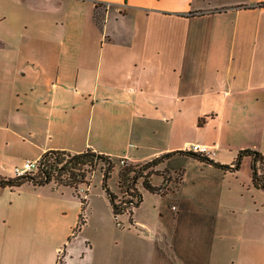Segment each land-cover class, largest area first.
<instances>
[{
    "label": "crops",
    "instance_id": "crops-1",
    "mask_svg": "<svg viewBox=\"0 0 264 264\" xmlns=\"http://www.w3.org/2000/svg\"><path fill=\"white\" fill-rule=\"evenodd\" d=\"M96 2L106 5L102 29ZM259 2L0 0V176L49 149L90 147L135 163L190 143L224 163L240 148L264 153ZM186 158L175 208L158 210L152 227L134 209L131 228L149 246L132 248L131 262L103 253L99 264H264L263 190L250 158L234 172ZM17 191L0 187V264H57L59 248L63 264H89V241L70 251L87 220L72 236L78 214L67 225L45 214L60 239L41 247L19 225L40 200L20 203ZM44 200L48 209L59 201Z\"/></svg>",
    "mask_w": 264,
    "mask_h": 264
},
{
    "label": "trees",
    "instance_id": "trees-1",
    "mask_svg": "<svg viewBox=\"0 0 264 264\" xmlns=\"http://www.w3.org/2000/svg\"><path fill=\"white\" fill-rule=\"evenodd\" d=\"M257 6H264V2L257 3ZM105 10L102 3H95L93 18L100 29L103 27ZM203 122L204 118L200 117L198 124ZM176 156H186L231 172L237 171L243 159L248 157L250 158L251 183L256 188L264 191V153L253 147L240 148L229 163L220 162L205 152L190 149L164 152L147 161L136 163L129 162L126 159H113L111 155L93 150L90 147L79 152L49 149L38 158L39 165L35 171L14 175L13 177L0 176V187L15 189L25 183L33 186H43L52 182L57 186L72 188L80 200L77 223L72 230V236H75L86 222L84 210L87 205V200L79 195L77 189L82 184L88 186L90 178L97 169L102 173L101 187L108 198L114 220L119 224L118 216L126 213L129 222L132 223L134 209L143 200L142 188L150 193L164 196L179 187L183 169L172 173L167 167L163 166L168 159ZM114 171L117 172V191L111 189L108 184ZM154 177H159L161 181L155 183ZM172 183L174 187H172Z\"/></svg>",
    "mask_w": 264,
    "mask_h": 264
},
{
    "label": "rangeland",
    "instance_id": "rangeland-1",
    "mask_svg": "<svg viewBox=\"0 0 264 264\" xmlns=\"http://www.w3.org/2000/svg\"><path fill=\"white\" fill-rule=\"evenodd\" d=\"M106 8V5H104ZM251 143L254 141H239L233 144ZM252 147V146H249ZM255 148V147H253ZM223 159H228L226 155H222ZM185 159V160H184ZM186 157L176 156L174 160L164 164L172 173L178 171L182 167L184 168V161ZM218 160V159H216ZM220 161V160H218ZM223 162V161H221ZM230 162V161H229ZM225 162V163H229ZM102 173L97 169L92 177L90 178V184L87 186L82 184L77 189V192L81 197L87 200V205L84 210V214L87 220V224L82 228L78 235L72 239L70 251L78 252L84 249L85 241H89L91 246V252L88 254L86 259L82 263L89 264H99L102 262V254L110 252L113 255V260L120 262H131V249L140 251L146 249L149 246L148 238L145 236L146 231H139L131 228V224L128 221L127 214L124 213L118 216L120 220L119 224L113 218L111 208L108 202V198L101 187ZM116 180L117 172L114 171L111 179L108 181L111 189L116 190ZM155 183H159L161 179L159 177H154ZM174 187V184H171ZM56 187L53 183L45 184L44 186H33L29 183L23 184L21 187L17 188L18 191L16 195L18 196L20 203L25 204L27 201H34L35 211H25L23 213V220L19 222L24 231H29V233L34 232V235L38 237L39 245L42 247L47 240L56 241L60 237H52L51 223L47 225L45 221V214H54L55 219L63 221L65 225L69 224L70 221L76 219L78 214V206L80 205L79 197L73 192L70 187ZM54 188V189H53ZM143 200L138 207L136 216L148 222L152 227V216L158 214V210L169 209L171 210L172 204H175L177 197V189H173L166 195H158L150 193L143 188L141 189ZM54 197L59 201L51 203V209H48L45 205L44 198ZM21 198V199H20ZM24 200V201H23ZM256 200L264 201V192L256 191ZM51 201H53L51 199ZM58 215L63 217L65 220L58 218ZM169 216V214L166 213ZM22 216V217H23ZM34 217L33 221L30 218ZM52 224H55L54 221ZM33 229V230H32ZM25 239V244H26ZM58 264H63L64 252L62 248L58 249L57 254ZM78 259L74 257L72 259V264H77Z\"/></svg>",
    "mask_w": 264,
    "mask_h": 264
},
{
    "label": "built area",
    "instance_id": "built-area-1",
    "mask_svg": "<svg viewBox=\"0 0 264 264\" xmlns=\"http://www.w3.org/2000/svg\"><path fill=\"white\" fill-rule=\"evenodd\" d=\"M205 146L200 145L199 143H190L187 149L192 151L204 152ZM39 165V159H25L19 165L13 167L14 175H21L26 172L35 171ZM175 208V206H172Z\"/></svg>",
    "mask_w": 264,
    "mask_h": 264
}]
</instances>
